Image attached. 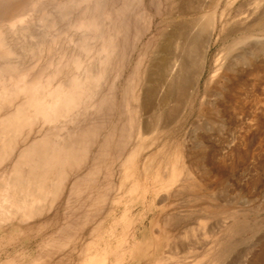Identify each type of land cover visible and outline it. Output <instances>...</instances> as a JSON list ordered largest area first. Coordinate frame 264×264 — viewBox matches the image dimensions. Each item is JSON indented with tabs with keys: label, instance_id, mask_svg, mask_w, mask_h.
<instances>
[{
	"label": "rangeland",
	"instance_id": "rangeland-1",
	"mask_svg": "<svg viewBox=\"0 0 264 264\" xmlns=\"http://www.w3.org/2000/svg\"><path fill=\"white\" fill-rule=\"evenodd\" d=\"M207 16L203 72L153 130ZM262 17L264 0H0V264H264ZM177 166L205 192L165 189Z\"/></svg>",
	"mask_w": 264,
	"mask_h": 264
},
{
	"label": "bare ground",
	"instance_id": "bare-ground-1",
	"mask_svg": "<svg viewBox=\"0 0 264 264\" xmlns=\"http://www.w3.org/2000/svg\"><path fill=\"white\" fill-rule=\"evenodd\" d=\"M100 5V4H99ZM62 12H64V11H62ZM58 14V13H57ZM61 15V14H60ZM63 15V14H62ZM62 15H61V17H62ZM52 18V17H51ZM263 18V17H262ZM264 19V18H263ZM45 20V19H44ZM52 21V20H51ZM42 22V21H41ZM47 22V21H46ZM257 22V21H256ZM201 24H202V26H203V31H204V34H205V37H204V39L201 41V43H197V42H195L194 44H196V45H194L193 44V47H192V50H194V52H192V53H194V54H192L193 56L191 57V61H190V63H189V67H188V65H183L182 67L183 68H185V69H188V71H187V73L183 76V78L182 77H179V78H181L180 79V81H179V83H178V86L179 87H177V89H176V91H175V94L174 95H171L172 97L170 98V101H171V105H170V110H169V112L167 113V115H164L163 116V118L162 117H160L159 116V118H161L160 120H158L157 118H155L156 120H154V118H153V120H154V124H153V130L155 129V130H157V131H159V129L161 128V130L162 129H164V130H166V131H168L169 130V127H170V125L172 126V124L174 123V122H176V120H177V116H178V114H179V111L180 110H182V108H183V106L187 103V101L189 100V98H190V95H191V93H192V91H193V89H194V87H195V85H196V83L198 82V80H199V78H200V76H201V74H202V72H203V68H204V63H205V53H206V48H207V46H208V38H209V36H210V34H211V25H212V19H211V17L210 16H207L203 21H201ZM44 25V24H43ZM49 25V24H48ZM53 25V24H52ZM51 26V25H50ZM50 26H49V28H50ZM260 26H261V30H263V34H264V20L263 21H261V23H260ZM24 27V26H23ZM262 32V31H261ZM26 35H28L29 33H25ZM3 35V34H2ZM31 35V34H30ZM38 36V35H37ZM36 36V37H37ZM4 37V36H3ZM26 37V36H25ZM245 38V37H244ZM0 39H1V36H0ZM24 39H26V38H24ZM27 39H28V36H27ZM2 41H3V39H1ZM239 40H241L240 38L239 39H237V40H235V41H233V44L234 43H236V42H238ZM244 40V39H243ZM20 42V41H19ZM1 43V42H0ZM8 44V43H7ZM21 44V43H20ZM41 44V43H40ZM6 45V44H5ZM23 46V45H22ZM25 46H26V44H25ZM40 46V45H39ZM39 46L37 47V48H39ZM33 47V46H32ZM35 47V46H34ZM8 49V48H7ZM12 49V48H11ZM36 49V48H35ZM10 50V49H9ZM30 50H32V49H30ZM40 50V49H39ZM12 51V50H11ZM29 51V50H28ZM27 52V51H26ZM12 54H14V53H12ZM33 54V53H32ZM33 56V55H32ZM16 58V57H15ZM14 60V59H13ZM264 60V59H263ZM11 61V60H10ZM178 62V61H177ZM10 65V64H9ZM178 66V65H177ZM11 68V67H10ZM180 68V66H178V68L177 69H179ZM163 71V70H162ZM165 72V71H164ZM163 72V73H164ZM183 73H184V71H183ZM179 74H181V73H179ZM181 76H182V74H181ZM162 77V76H161ZM160 78V77H159ZM163 78V77H162ZM161 78V79H162ZM165 78V77H164ZM163 78V79H164ZM178 78V79H179ZM178 81V80H177ZM171 84V83H170ZM175 84V83H174ZM177 85V84H176ZM172 86V85H171ZM173 87V86H172ZM175 87V86H174ZM176 88V87H175ZM175 88H173L174 90H175ZM172 90V89H171ZM173 91V90H172ZM174 92V91H173ZM172 92V93H173ZM169 94V93H168ZM141 95H144L143 93L141 94ZM141 95H139L138 97H137V109L139 110V111H143V110H145L146 109V107H145V105H146V102H144V100L145 99H143V97L141 96ZM148 95V94H147ZM145 96V95H144ZM163 97H165V96H163ZM168 96L166 95V98H167ZM136 99V98H135ZM148 99V98H147ZM161 100H162V98H161ZM135 102V101H134ZM164 102H166V100L164 101ZM149 105V104H148ZM149 108L150 107H148L147 106V109L146 110H149ZM121 112V111H120ZM144 116V115H143ZM122 118V117H121ZM142 122H144V121H142ZM121 123H122V121H121ZM164 123V124H163ZM117 124V123H116ZM123 124V123H122ZM163 124V125H162ZM120 125V124H119ZM152 125V124H151ZM158 125H160L159 127H157ZM115 126V125H114ZM125 126V125H124ZM124 126H120L122 129L124 128L125 129V132L127 131L126 129L127 128H125ZM118 127V126H117ZM120 127H118V128H120ZM148 128L149 127H147V125H142L141 126V129H142V131L140 132L141 133V135H144L145 133H147L148 132ZM113 129V128H112ZM111 129V130H112ZM121 129V130H122ZM115 131V130H114ZM117 131H119V130H117ZM138 131H139V129H138ZM149 131H151V130H149ZM156 131V132H157ZM124 132V130L121 132V133H123ZM169 133V132H168ZM137 134V133H136ZM154 134H156V133H154ZM106 135V134H105ZM104 135V136H105ZM112 135V134H111ZM111 135H109V136H111ZM113 135H114V133H113ZM116 135H119V133L117 134L116 133ZM121 135V134H120ZM107 136V135H106ZM130 136H131V134H130ZM137 136V135H136ZM152 136V135H151ZM113 137V136H112ZM116 137V136H115ZM127 137V136H126ZM125 137V138H126ZM138 137V136H137ZM110 138V137H109ZM117 138H118V136H117ZM116 138V139H117ZM119 138H121L120 136H119ZM124 138V139H125ZM103 139V138H102ZM106 139H108V138H105V141H104V143H106ZM111 139V138H110ZM114 139V138H113ZM128 139V138H127ZM126 139V140H127ZM149 140V139H148ZM2 141H3V138H2ZM117 141V140H116ZM116 141H114V142H116ZM122 141H125V140H123V139H121V143H122ZM130 141V140H129ZM118 142V141H117ZM116 142V143H117ZM101 143H103V142H101ZM115 143V144H116ZM119 143H120V140H119ZM119 143H118V145H119ZM124 143V142H123ZM5 144V143H4ZM108 144V143H107ZM138 144V143H137ZM106 145V144H105ZM109 145V144H108ZM118 145H116V146H118ZM124 145V144H123ZM125 145H127V143H125ZM124 145V146H125ZM122 146V145H121ZM135 146H137L136 144H135ZM2 147V146H1ZM9 147V146H8ZM7 147V148H8ZM36 147V146H35ZM106 146H104V148H102V149H106L105 148ZM111 147V146H110ZM119 147V146H118ZM117 147V148H118ZM151 147V146H150ZM149 147V148H150ZM154 147V146H153ZM6 148V147H5ZM100 148V147H99ZM125 148V147H124ZM135 148H137V147H135ZM3 149V148H2ZM8 149H10V148H8ZM23 149V148H22ZM37 149V148H36ZM35 149V150H36ZM110 149V148H109ZM108 149V150H109ZM133 149H134V146H133ZM116 150V149H115ZM121 150V149H120ZM149 150V149H148ZM166 150V149H165ZM3 151V150H2ZM4 151H6V150H4ZM8 151V150H7ZM28 151V150H27ZM33 151V150H32ZM82 151V153L84 152V150H81ZM109 151H111V150H109ZM131 151V150H130ZM140 151V150H139ZM9 152V151H8ZM25 152V151H24ZM34 152V151H33ZM32 152V153H33ZM121 152H122V150H121ZM125 152V151H124ZM167 151H165V153H166ZM169 152V151H168ZM105 153V152H104ZM120 153V152H119ZM123 153V152H122ZM156 153V152H155ZM158 153V152H157ZM173 153V152H172ZM22 154V153H21ZM27 154V153H26ZM106 154V153H105ZM105 154H104V159H105ZM121 154V153H120ZM135 154H137L136 152H135ZM160 154V153H159ZM29 155V154H28ZM27 155V156H28ZM107 155V154H106ZM127 155V154H126ZM126 155H124V156H126ZM0 156H1V154H0ZM30 156V155H29ZM111 156V155H110ZM118 156H120V155H118ZM128 156V155H127ZM129 156H130V154H129ZM129 156H128V158H129ZM136 156V155H135ZM150 156V155H149ZM155 156V158H156V156L157 155H154ZM163 156H165V155H163ZM23 158H24V156H22ZM152 157V156H151ZM159 157H161V156H159ZM158 157V158H159ZM23 158H21V159H23ZM27 158V157H26ZM97 158H99L98 156H97ZM101 158V157H100ZM126 157H124V159H125ZM135 158V157H134ZM153 159H154V157H152ZM152 158H146L145 157V160H144V162L142 163L143 164V169H142V172H148V171H151L150 170V165H151V162H153L152 160ZM164 158H166V157H164ZM94 159V158H93ZM96 159V158H95ZM103 159V160H104ZM110 159V158H109ZM115 159H117V158H115ZM131 159V158H130ZM160 159H162V158H160ZM167 159V158H166ZM166 159H164V160H166ZM178 159V158H177ZM25 160V159H24ZM98 160V159H97ZM100 160V159H99ZM101 160H102V158H101ZM106 160V159H105ZM127 160V159H126ZM158 160V159H157ZM26 161V160H25ZM32 161V160H31ZM34 161V160H33ZM92 161V160H91ZM93 161H95L96 162V160H93ZM93 161H92V163H93ZM116 161V160H115ZM162 161V160H161ZM168 161V160H167ZM37 162V161H36ZM103 162V161H102ZM126 162V161H125ZM163 162V161H162ZM166 162V161H165ZM164 162V163H165ZM174 162H176V160H174ZM19 163V162H18ZM17 163V164H18ZM35 163V162H34ZM33 163V164H34ZM39 163V162H38ZM91 163V164H92ZM97 163H98V161H97ZM101 163V162H100ZM111 163V162H110ZM158 163V162H157ZM164 163H163V165H164ZM167 163H169V162H167ZM167 163H166V165H165V168L167 167ZM178 162H176V164H177ZM102 164V163H101ZM158 164H160V162L158 163ZM176 164H174V165H176ZM182 164V163H181ZM78 165V164H77ZM88 165V164H87ZM113 165V164H112ZM31 166V165H30ZM96 166V165H95ZM125 166V165H124ZM157 166V165H156ZM37 167V166H36ZM114 167V166H113ZM158 167V166H157ZM164 167V166H163ZM163 167H162V169H163ZM178 167V166H177ZM172 167L171 168V171H167V170H165V169H163V170H165V172L167 173L166 174V178H167V180H166V183L163 185V187L166 189L168 186H170L171 184H174V183H176V182H178V181H180L181 179H182V182H183V184H182V182H181V185H180V188L183 190H186V193H187V191L189 190V191H192V192H194L195 193V191L197 190V193H199V192H201V189H202V191L203 192H205L204 191V189H205V187L203 188V186H201V185H199V183L198 182H196L195 180H191V179H189V178H186V174L188 173V169L186 170L184 167V169L186 170L185 172H182V170L181 171H179V173H178V169L180 170V168L178 167ZM187 167V166H186ZM39 168H40V166H39ZM92 168V167H91ZM95 168H97V167H95ZM55 169V168H54ZM109 169V168H108ZM182 169V168H181ZM88 170V169H87ZM96 170V169H95ZM100 170V169H99ZM144 170V171H143ZM92 171V170H91ZM103 171V170H102ZM113 171V170H112ZM156 171V170H155ZM161 172V171H160ZM31 174H32V172H30ZM41 173V172H40ZM81 173V172H80ZM84 173V172H83ZM92 173L93 172H91V175H92ZM102 173V172H101ZM100 173V174H101ZM110 173V172H109ZM114 173V172H113ZM180 174V177H177V174ZM182 173H184V176H185V182L183 181L184 180V178L183 177H181V176H183L182 175ZM18 174V173H17ZM17 174H15V175H17ZM38 174V173H37ZM79 174V173H78ZM86 174V173H85ZM108 174V173H107ZM111 174V173H110ZM165 174V173H164ZM14 175V176H15ZM19 175V174H18ZM40 175H42V174H40ZM77 175V174H76ZM82 175V174H81ZM90 175V176H91ZM106 175V174H105ZM96 176H99L98 175V173H97V175ZM104 176V175H103ZM108 176L111 178V176L108 174ZM123 176V175H122ZM82 177H83V175H82ZM106 177V176H105ZM108 177V178H109ZM35 178V177H34ZM84 178V177H83ZM94 178V177H93ZM98 178V177H97ZM107 178V179H108ZM36 179H39V178H36ZM92 179V178H91ZM106 179V180H107ZM75 180V179H74ZM81 180V179H80ZM96 180V179H95ZM102 180H105V179H102ZM106 182V181H105ZM22 183V182H21ZM72 183V182H71ZM76 183H78L79 184V182H76ZM109 183V182H108ZM107 183V184H108ZM77 184V185H78ZM107 184H106V186H107ZM44 185V184H43ZM111 185H113V184H111ZM23 186V185H22ZM76 186V185H75ZM79 186H81V185H79ZM177 186H179L178 184H177ZM31 188V187H30ZM34 188V187H33ZM79 188V187H78ZM178 189H179V187H177ZM42 190V189H41ZM120 190V189H119ZM182 190H179V192L181 191L182 192ZM183 190V191H184ZM200 190V191H199ZM173 191V190H172ZM175 191H178V190H175ZM199 191V192H198ZM74 192V191H73ZM110 192V191H109ZM208 192V191H207ZM68 193H70V192H68ZM80 193V192H79ZM108 193V192H107ZM172 193V192H171ZM193 193V194H194ZM177 195V194H176ZM175 195V196H176ZM199 195H201V193L199 194ZM208 195H210V194H208ZM82 196V195H81ZM179 196V195H178ZM202 196H204V195H202ZM74 197V196H73ZM166 197V196H165ZM195 197V196H194ZM76 198V197H75ZM78 198H80V196L78 197ZM104 198V197H103ZM186 198V197H185ZM205 198H207V197H205ZM210 198V197H209ZM18 199V198H17ZM182 199V198H181ZM184 199V198H183ZM196 199H197V197H196ZM196 199H194L193 197L190 199V202H192L193 200H196ZM12 200H13V198H12ZM11 200V201H12ZM73 200V199H72ZM83 200V199H82ZM208 200V199H207ZM10 201V202H11ZM67 201V200H66ZM76 201V200H75ZM102 201H103V199H102ZM205 201V200H204ZM74 202V201H73ZM179 202V201H178ZM181 202V201H180ZM184 202V201H183ZM208 202V201H207ZM172 203V202H171ZM175 203V202H174ZM188 203H189V201H188ZM173 204V203H172ZM178 203H176V205H177ZM191 204V203H190ZM189 204V205H190ZM205 204V203H204ZM78 205V204H77ZM175 205V206H176ZM181 205V204H180ZM188 205V204H187ZM71 207H72V204H71ZM79 208V207H78ZM204 208L206 209V211H208L211 215L212 214H220V213H222L221 211H220V206L218 207V205H216L215 204V206H214V204L212 205V203H208L207 205H205L204 206ZM203 208V209H204ZM74 209V208H73ZM72 209V210H73ZM179 209V208H178ZM184 209V208H183ZM201 210V209H200ZM223 210V209H222ZM97 211V210H96ZM202 211H204V210H202ZM201 211V212H202ZM95 212V211H94ZM190 212V211H189ZM72 213V212H71ZM70 213V214H71ZM207 213V212H206ZM166 214H168L167 212H166ZM205 214V213H204ZM226 214V213H225ZM92 215H93V213H92ZM136 215V214H135ZM172 215V214H171ZM177 215V214H176ZM175 215V216H176ZM203 215V214H202ZM84 216V215H83ZM173 216V215H172ZM208 216V215H207ZM233 216V215H232ZM90 217V216H89ZM88 217V218H89ZM177 217V216H176ZM168 218V217H167ZM166 218V219H167ZM172 218V217H171ZM165 219V220H166ZM171 220V219H170ZM173 220V219H172ZM175 220V219H174ZM173 220V221H174ZM168 221V220H167ZM164 222V221H163ZM172 222V221H171ZM173 223V222H172ZM176 224H177V221L175 222ZM164 224V223H163ZM168 224H170V222L168 223ZM174 225V224H173ZM69 226V225H68ZM226 226V225H225ZM243 226V225H242ZM227 230L229 231V230H232L231 229V225H229V226H227ZM233 228V227H232ZM65 229V228H64ZM67 229V228H66ZM93 231V230H92ZM234 231V230H233ZM240 231V230H239ZM225 233V232H224ZM223 233V234H224ZM68 234V233H67ZM91 234V233H90ZM64 236V235H63ZM68 236H69V234H68ZM228 236V235H227ZM65 237V236H64ZM218 238V237H217ZM217 240V239H216ZM229 240V239H228ZM227 241V240H226ZM91 242V241H90ZM231 242V241H230ZM139 243V242H138ZM224 243H226V242H224ZM88 245H90V244H88ZM87 245V246H88ZM229 244H222V246H221V252H220V256H219V258L221 257V255H223L227 250H228V248H229ZM54 246H52V248H53ZM91 247V246H90ZM141 247V246H140ZM94 248V247H93ZM53 250V249H52ZM168 251V250H167ZM53 252V251H52ZM54 252H56L55 250H54ZM91 252V251H90ZM86 253V252H85ZM204 253H206V251L204 252ZM53 255H54V253H53ZM89 256V255H88ZM163 256H165V255H163ZM51 257V256H50ZM85 258V257H84ZM87 258V257H86ZM164 260H166V259H164ZM163 260V261H164ZM210 260V259H209Z\"/></svg>",
	"mask_w": 264,
	"mask_h": 264
}]
</instances>
